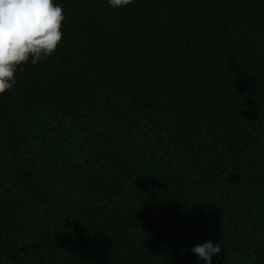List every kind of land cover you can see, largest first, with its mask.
Segmentation results:
<instances>
[{"label": "trees", "instance_id": "16d2710c", "mask_svg": "<svg viewBox=\"0 0 264 264\" xmlns=\"http://www.w3.org/2000/svg\"><path fill=\"white\" fill-rule=\"evenodd\" d=\"M55 3L0 96V264H264V0Z\"/></svg>", "mask_w": 264, "mask_h": 264}, {"label": "clouds", "instance_id": "9594fccd", "mask_svg": "<svg viewBox=\"0 0 264 264\" xmlns=\"http://www.w3.org/2000/svg\"><path fill=\"white\" fill-rule=\"evenodd\" d=\"M133 0H108L123 9ZM63 8L55 0H0V96L16 84L17 71L50 58L63 41ZM206 264L221 252V242L207 241L192 248ZM255 259V257H254Z\"/></svg>", "mask_w": 264, "mask_h": 264}]
</instances>
